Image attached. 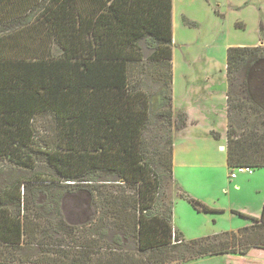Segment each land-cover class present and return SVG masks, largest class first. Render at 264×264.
<instances>
[{
	"label": "trees",
	"instance_id": "obj_1",
	"mask_svg": "<svg viewBox=\"0 0 264 264\" xmlns=\"http://www.w3.org/2000/svg\"><path fill=\"white\" fill-rule=\"evenodd\" d=\"M172 45V0H0V264H182L264 251V205L259 217L232 211L251 222L237 231L186 240L173 228V191L197 212L222 211L173 177V129L188 119L173 111ZM241 71L236 106L264 117V46L226 50L227 165L255 170L264 134L237 138L230 120ZM77 190L96 209L71 226L58 203ZM35 193L46 197L40 210Z\"/></svg>",
	"mask_w": 264,
	"mask_h": 264
},
{
	"label": "crops",
	"instance_id": "obj_2",
	"mask_svg": "<svg viewBox=\"0 0 264 264\" xmlns=\"http://www.w3.org/2000/svg\"><path fill=\"white\" fill-rule=\"evenodd\" d=\"M175 3L176 0H172V27ZM174 64L176 63H173V111L184 112L188 122L185 128L173 131V177L176 185L190 197L222 213L209 214L203 218L202 223H199L198 215L205 213L196 210H175L176 204L184 201L176 200L172 217L173 228L181 233L184 239L185 221L190 223L186 225L193 231L201 232L203 228H207L209 236L237 231L248 226L249 221L231 213L232 211L251 217H259L261 214L264 205V168L255 169L258 171L254 170L252 175L241 174L233 180L229 178L226 153L228 126L226 64L218 77L211 75V71L216 70L215 64L207 68L210 71L208 73L206 69H202L193 74L187 73L191 68V64H188L183 71L180 69L185 74L179 81L177 70L180 65L175 67ZM211 132L219 134V139H215ZM251 191L260 193L253 203L252 210L246 203L249 197L255 198ZM233 202L238 203L240 207L235 209ZM227 219L229 225L227 227L221 225V222ZM191 262L193 264H264V251H252L247 257L223 255L204 257L182 264H192Z\"/></svg>",
	"mask_w": 264,
	"mask_h": 264
},
{
	"label": "rangeland",
	"instance_id": "obj_3",
	"mask_svg": "<svg viewBox=\"0 0 264 264\" xmlns=\"http://www.w3.org/2000/svg\"><path fill=\"white\" fill-rule=\"evenodd\" d=\"M173 18L172 31L174 42L172 45V60L174 62L172 61V64L176 63L174 64L175 67L180 65V68L177 70L178 81L184 76L185 72L181 71L188 64H191V68L187 72L188 74L196 73L202 69H206L208 73L210 71L207 68L215 64L216 70L211 71V75L214 74L213 76L218 77L220 71L223 72L224 70L226 49L229 47L264 46V0H176ZM242 78L243 71L237 74V80L230 87L233 99L232 106L235 109L232 110L230 115L231 126L237 138L249 136L248 138L253 140L255 135L261 136V134H264V126L260 125L264 121V117L262 115H254L245 106L242 107V110L241 108H237L236 104H241L238 103V100L243 99L241 94L242 89L239 86ZM158 101V96H154L151 100L153 112L158 107ZM179 113L184 114L182 111L175 112L176 115ZM254 125H259V133L249 132L247 129L249 127L250 130L257 131L253 127ZM157 126L153 127V129L155 130ZM180 188L179 186L177 190H182ZM252 193L255 198L249 197L246 200V203L250 206V210H252L257 196L260 195V193ZM172 197L173 202L182 200L176 197L174 191ZM31 201H33L32 204L35 206V210H40V206L46 202V197L44 194L35 193ZM233 203L235 209L240 207L238 203ZM243 206L246 205L243 204ZM95 209L90 195L84 190H77L71 193L65 192L58 203V210L61 211L62 218L71 226H80L87 223L93 217ZM175 210L194 209L189 203L182 201L176 204ZM208 215L199 214L197 217L199 223H202L203 218ZM230 217L233 218L234 216L230 215ZM242 221L246 222L245 220ZM184 223L185 225L186 223L190 224L187 221ZM185 225L183 227L186 232L183 233L187 240H191L190 238L196 239L195 237L209 236L207 228H203L201 232H197L190 230L189 226ZM221 225L227 227L229 220L221 222ZM212 226L210 223V227Z\"/></svg>",
	"mask_w": 264,
	"mask_h": 264
},
{
	"label": "built area",
	"instance_id": "obj_4",
	"mask_svg": "<svg viewBox=\"0 0 264 264\" xmlns=\"http://www.w3.org/2000/svg\"><path fill=\"white\" fill-rule=\"evenodd\" d=\"M254 170L248 166H238L229 170V178L235 179L238 175H252Z\"/></svg>",
	"mask_w": 264,
	"mask_h": 264
}]
</instances>
